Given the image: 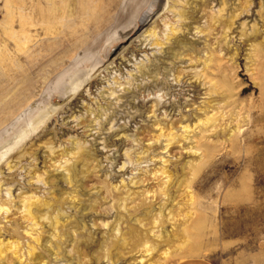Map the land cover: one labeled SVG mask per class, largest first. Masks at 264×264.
<instances>
[{
	"label": "rangeland",
	"instance_id": "374dc122",
	"mask_svg": "<svg viewBox=\"0 0 264 264\" xmlns=\"http://www.w3.org/2000/svg\"><path fill=\"white\" fill-rule=\"evenodd\" d=\"M206 1L208 4H204ZM222 1L195 0L196 21L186 20L191 25L178 33L184 47L174 49L167 37L172 34L171 28L185 23L169 9L176 0H0V111L29 95L28 91L41 86L72 60L92 51L106 56L104 62L86 69L67 85L31 98L26 107L0 118V203L12 199L18 206L20 194L26 192L49 198V185L34 177L36 167L56 179L54 190L61 196L58 202L73 219L68 222V230L64 229L70 233L61 241L64 254L58 258L48 250L46 241L51 236L46 232V246L38 249L44 257L30 264H40L41 259L48 264H78L79 259L82 264H109L106 259L98 260L104 253V241L111 240V228L104 223H113L120 216L127 218L123 228L128 224L143 234L150 228H164L165 232L162 239L149 232L151 243L159 245L150 261L139 262L143 254L133 241L114 264H177L186 259H204L212 264H264V109L262 90L249 58L253 55V39L264 43V0H249L250 11L237 19L229 47L219 29L212 34L194 29L206 28L212 9L216 12ZM228 1L230 8L239 2ZM144 16H148L145 24L138 25L126 38L122 36ZM243 22L248 33L253 24L260 30L248 38L241 37ZM156 37L163 40V47L151 44ZM100 41L102 45L95 48ZM211 51L221 58L218 65L223 67L221 71L209 69L217 76L213 80L217 88L212 93L211 83H206L204 76L199 78L208 72L204 59ZM188 52L194 53L192 58L186 55ZM227 80L235 87L231 98ZM244 86L248 89L241 92ZM111 90L114 95H110ZM230 100L238 103L227 109ZM212 114L217 120L203 124ZM236 115L241 123L234 121ZM83 118L94 120L95 128L92 126L89 133L85 131L91 127L77 125ZM187 124L191 128L186 133L182 126ZM237 128L241 133L232 139V130ZM161 132L177 133L179 137L173 141L158 139ZM79 140L86 152L77 162L80 173L76 184L82 201L76 209L66 199L74 189L62 177L66 172L55 167L58 163L52 164L54 156L60 157L62 150ZM47 145L56 146L58 152L51 155ZM23 152L27 153L22 161L9 170L7 162L15 164ZM162 166L176 175L171 185L175 200L167 203L173 208L174 218L156 227L150 222L157 218L156 210L165 201L159 196L168 178L135 186L129 182L133 177H151V172ZM122 181L137 192L136 202L145 199L157 208L144 221L146 226L132 219L133 214L113 207L111 198H103L102 186L118 185L122 189ZM15 209L12 207L13 215L10 212L9 216L0 212V240H18L25 251L29 241L27 222ZM128 237L131 239V235ZM74 239H80L81 255L69 253ZM10 256L12 263L10 258L0 264H24ZM23 260L29 261L26 256Z\"/></svg>",
	"mask_w": 264,
	"mask_h": 264
},
{
	"label": "bare ground",
	"instance_id": "6f19581e",
	"mask_svg": "<svg viewBox=\"0 0 264 264\" xmlns=\"http://www.w3.org/2000/svg\"><path fill=\"white\" fill-rule=\"evenodd\" d=\"M204 4H208V2L206 1ZM229 5L230 4H229L228 0H223L221 6L218 8V10L216 12L213 11V9H212V11L209 15V22H208L207 27L205 28V27L198 26V27H195L194 29L198 30L199 33H205L208 30V31H210L211 34L214 31H216L217 29H219L218 32L222 33L221 36H224L223 39H227L226 42H227V46L229 47V43L231 42V40L234 37L233 36V34L235 32L234 26L237 22V19L239 17H241L243 14H245L246 11L247 12L250 11L248 9L251 7L252 2H250L249 0H239L238 4L236 6H234L233 8H230ZM197 6H198V4H196L195 0H176V3L169 6V9H171L173 11V13L175 12L176 15H178L181 18V20L185 21V23L184 22L182 23L183 24V25H181L182 27L171 28L172 34L167 37L168 41H172L171 45H174L173 46L174 49L175 48L180 49V48L184 47L183 46L184 41H183V39L179 38L178 33L182 30V28L185 25L187 27H189V25H191L188 23L186 24V20L190 19V20H193L192 22L196 21L194 13L196 12ZM260 8H261V6H260ZM191 9H193L192 12H190ZM92 16H89V18H91ZM97 18H100V16ZM147 19H148V16H144V18H142L141 21H138V23L134 24L133 27H128L129 29L126 30L122 36L125 37V36H128L129 34H131L133 31H135V29L137 28L138 25L141 26V25L145 24ZM91 20H92V18H91ZM245 26L246 25L244 22L241 23V28H242V32L240 34L241 37L245 36L246 38H248V37L252 36L253 34H256L260 30V28L258 27V24H253L251 27V29H252L251 32L248 33L247 30L244 28ZM262 27H264V24L262 25ZM155 32L156 31H153L154 35H156ZM173 39H174V41H173ZM217 40L215 39L216 42H217ZM101 43H102V41H100L98 44H96L95 48L101 46L102 45ZM151 44L163 47V45L165 43L163 42V40L156 37L155 39L153 38V40L151 41ZM262 44H264V43H262ZM262 44L257 43L256 38L253 39V41L251 43V46L253 47V55L249 56V58L250 59L252 58L251 59L252 67H253V70H254L255 75H256L255 80L258 81L256 83L260 86V88L262 90L260 98L262 99L261 107L264 109V46H262ZM215 50H217V49H215ZM220 50L221 49H219L218 51H220ZM100 53H97L96 51L95 52L92 51L90 53H86L85 55H82L81 57L77 58L74 61L72 60V62H70L69 65H67L64 69H62L61 71H59L58 73H56L55 75L50 77L41 86L28 91V92H31V93H28L29 95H25V97H20V98L16 99L14 101V103H12V105H9L8 107H5L3 110H1L0 111V118L3 116L10 115L15 110H19V109L26 107L29 104V102H31V98L37 99L38 97H43L44 95L50 94L51 93L50 91L57 88V87L59 88V85H67L75 77H78L79 75L82 76L81 74H83L86 71V69H89L93 65H98L99 63L104 62L105 57H106L105 53H103V52H100ZM220 53H221V51H220ZM193 54H194L193 52H188L186 55H188V56H190V58H192ZM235 55H236V53H235ZM233 59H234V57L231 56V62L233 61ZM220 60H221V58H220ZM220 60H219V58L215 57V51H211L210 55L206 56V58L204 59L205 67L208 69V72L203 71L204 74L201 75L202 74L201 73L200 74L201 76H199V78L204 76L203 79L206 80V83H211V85H212L210 88L211 93L213 92V89H215L214 87L217 88L216 83L213 82V80L217 76L214 77L213 74L211 75V73L213 71L209 72V69L217 70V71L223 70V67L221 65H218V62ZM178 78H180L179 73L176 76L177 80H178ZM75 81H76V79H75ZM178 82H180V81L178 80ZM224 86L225 85L223 84V87ZM223 87H221V88H223ZM247 89H248V87L244 86L241 88V92H244ZM234 90H235L234 85L229 83V81L227 80V93H229V95H230L229 98L232 97ZM219 91H218V93H219ZM114 93H115L114 90L110 91V95H114ZM54 100H59V98H55ZM233 100L232 101L230 100L232 103H230V102L227 103V109L231 106L237 105L238 100L234 101L235 104L233 103ZM88 111L95 112L96 110H93V109L89 110L88 109ZM223 111H225V110H223ZM98 114L99 113H97V115ZM233 115L234 114L231 113L230 117L232 116V118H233ZM239 118H240V116L236 115L234 121H237V123H241V122H239V121H241V118L240 119ZM216 120H217V118H215L214 114H212V115H209L208 117H206L205 121H203V124H205V125L212 124ZM77 125H82V128L91 127V129H86V131H85V133H89L90 131L93 130L92 126H94V120L92 119L89 121V120L83 118L80 122H78ZM94 128H95V126H94ZM182 128H184L185 132L187 133L189 131V129L191 128V125L187 124V125L182 126ZM232 132H233L231 134L232 139L237 137V135L239 136V133H241L240 128H237L236 130H232ZM90 135H92V134H90ZM186 135L187 134H185V137H187ZM163 137H166V140L168 139V140L173 141V140H176V138L179 137V135L177 133L165 134V133L161 132L157 136L158 139H161ZM47 147L49 148L51 155H55V153L58 152V151H56L57 148L54 145H47ZM62 151L63 152L60 155V157H59V155H57L56 157L55 156L53 157V158H56V160L54 161V163L52 165H56V163H58L57 164L58 166H55V167H57L58 169L61 168V169H63L62 171L66 172V174H64L62 177H63L64 181L68 183V185H70L71 187L74 188L67 193L66 199H70V203L72 204V206H74L77 209L78 205H79L78 203L82 201V199H81L82 197L78 191L79 188H77L78 186L76 184L78 181L77 178L79 177V173H80L78 171L79 169L77 168L78 167L77 162L80 163L79 160H82L80 158L82 156H85L86 150H85V147L83 146V144L79 140V141L74 142L73 146L70 147L69 149H64ZM26 153L27 152H23L21 154V156L18 157V161L15 164H12V161L7 162L8 169L14 170L17 167V165L22 161L21 159L26 155ZM29 154H31V157L33 156L32 152H29L28 155ZM167 161H168V159L164 160V163ZM34 168H35L33 171V173L35 174L34 177H36V179L39 182H43L45 185H49V195L50 196H49V198L48 197H41L38 194H36V192H30V193L26 192L24 194H20L18 206H17V203L13 204L12 199L11 200L7 199V200L3 201V203H0V212L2 211L5 213H8L7 216L11 215L10 212L12 213V210H11L12 207H16V209L20 210L21 218L27 222L28 228H27L26 233L29 237L28 243L26 242L28 245H27V249H25V251H23V244H21V242H19L18 240H15V241L10 240L7 242H5L4 240H0V262L3 260H6V259L9 261V259L11 258L10 262L12 263L13 259L10 255H12L13 258L15 256L16 259H18L21 263H24V264H30L33 260H35L37 258H41L42 256H41V253L38 252V249L40 247L42 248L43 245H45L44 244V240H45L44 234L46 232H49L50 236H51V238L46 241V242H49V244H50L48 247V250L53 251L54 255H57L58 258H60L61 253L64 252V251L61 252V250H63L61 241L64 237H66V235L70 234L68 231H65L64 229H66L68 222L72 219V216L66 214V212L64 211V207H63L64 205L59 204V202H58L61 196L58 197V194L54 190L56 179L55 178L51 179V175H50L51 173L49 174V172H47V171H44L41 173V172H39V170L36 167H34ZM33 173H30V174L33 176ZM174 176L176 177V175L173 173V171H171V169H169L166 166H162L161 168L154 169V171L151 172V177L146 176V178L142 177V178H139L138 180H135V178L133 177L129 182L135 186L138 183H143L145 181L149 182L152 179H154V180L159 179L160 180L161 177L165 178V179L168 178L164 181V183H163L164 186H162V183H161L162 187L160 190H162V194L159 197H162L163 199H165V201H164V203L160 204V207L158 208V210H156L157 208L155 209L150 204V202L145 201V199L144 200L140 199L139 202H136V199L134 198V196L137 194V192L134 191L131 187H129V185H130L129 183H126L124 181H122L123 182V184H122L123 188L122 189H121L122 186L118 187V185H115L113 187H111L112 185L111 186L109 185L108 187H106V189L103 188L104 186H102L101 187L102 195H104L103 196L104 199H107V198L112 199V201L114 202V204H112L113 207H115L117 209L119 208L122 211H125L127 213L129 212V213H131L130 215L133 214L134 216H133V218L132 217L131 218L134 219L139 224H141L142 226H146L148 224L147 221H146V223L144 221L148 219V216L150 213H152L154 210L158 211V213H156L157 218L155 217L156 219L152 220L150 222V224H152V225L156 224V227H157V224H159V226L163 227V223L165 221H170L171 219L174 218L173 217L174 216L173 208L172 207L169 208L167 205L169 199H172V201L175 200L174 192L171 191V185L174 184V181H175V178H173ZM87 177L90 178L92 176L88 175ZM123 189H124V191H123ZM10 192L11 191L9 190V193ZM22 193H23V191H22ZM157 197H158V195L156 194V198ZM131 199H133V201L130 202ZM95 203H96L95 205H97V203H99V201L95 202ZM130 204H133L131 206V208H130ZM69 207H71V206H69ZM93 207L95 209V206L91 205V208H93ZM139 211H142V213L136 214ZM156 214H154V215H156ZM12 215H13V213H12ZM124 222H127V218L120 216L113 223L112 222L110 223L109 221L104 223V226H110V228H111V230H110V231H112L111 234H109V232H108L109 236L111 237L110 238L111 240H109V241H111V242H109L108 240L104 241V245H105V248L103 249L104 253L101 257L98 258V260L106 259L109 262V264L116 263L121 258V254L123 253V250L125 249V247L134 241L135 243H137L136 244L137 246L141 247L139 249V251L143 254L141 259L139 260V262L145 263V262L150 261L151 256L153 255L155 250H157L159 245L151 243V241L148 238V234H149V232H152L157 236L158 239H162L164 237L163 233L165 232L164 228H162L159 231L156 230L158 233L154 230V228H150L149 232L147 234H143V233L139 232L137 228H135L133 226H129L128 224H126L127 226L125 228H123L122 224ZM73 223H75V221ZM67 228H69V227H67ZM66 230H68V229H66ZM70 232H71V230H70ZM128 235H131V239H129ZM74 240H75L74 247H73L72 251H69V253L74 251V252H78L81 255L79 248H78V241L80 239L79 240L74 239ZM81 241H84V240H81ZM80 242H79V245H80ZM100 245H101V243H100ZM131 245H133V244H131ZM82 249L84 250L85 248H82ZM87 255H89V254H87ZM25 256L27 257V259H29L28 262H27V260H23V257H25ZM96 257H97V255H96ZM79 260H81V259H79ZM79 260H78V264H82L81 261H79ZM41 262L42 263H40V264H48L44 259H41ZM33 263H35V262H33ZM70 264H72V263H70Z\"/></svg>",
	"mask_w": 264,
	"mask_h": 264
},
{
	"label": "crops",
	"instance_id": "0c3cea01",
	"mask_svg": "<svg viewBox=\"0 0 264 264\" xmlns=\"http://www.w3.org/2000/svg\"><path fill=\"white\" fill-rule=\"evenodd\" d=\"M184 261L182 260L177 264H212L211 262L204 259H186Z\"/></svg>",
	"mask_w": 264,
	"mask_h": 264
}]
</instances>
